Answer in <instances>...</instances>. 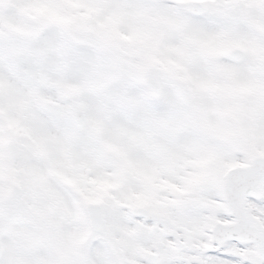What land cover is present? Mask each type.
I'll list each match as a JSON object with an SVG mask.
<instances>
[{
  "label": "snow or ice",
  "instance_id": "1",
  "mask_svg": "<svg viewBox=\"0 0 264 264\" xmlns=\"http://www.w3.org/2000/svg\"><path fill=\"white\" fill-rule=\"evenodd\" d=\"M0 264H264V0H0Z\"/></svg>",
  "mask_w": 264,
  "mask_h": 264
}]
</instances>
